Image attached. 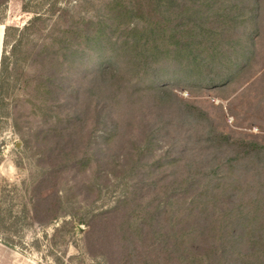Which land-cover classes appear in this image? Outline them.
<instances>
[{
    "label": "rangeland",
    "instance_id": "1",
    "mask_svg": "<svg viewBox=\"0 0 264 264\" xmlns=\"http://www.w3.org/2000/svg\"><path fill=\"white\" fill-rule=\"evenodd\" d=\"M107 2L0 0L4 28L20 30L38 18L20 41L19 30L11 29L0 43V62L8 67L0 74V240L21 253L23 264H207L205 254L193 252V234L201 227L193 232L188 183L193 174L204 177L201 159L211 149L196 136L212 125L232 138L264 145V0L252 53L242 64L246 27L239 9H233L229 16L237 15L235 24L216 22L220 18L212 15L208 28L220 34L217 40L224 37L213 44L215 51H228L222 67L216 58L178 80L174 68L134 75L126 66L110 87L111 93L119 90L108 97L91 91L98 64L93 52L90 59L67 62L64 54L82 49L79 40L58 42L67 23L99 16ZM201 4H188L193 21ZM193 36L201 41L196 29ZM53 50L57 56L43 63L40 54ZM49 72L53 78L42 87L41 73ZM207 77L214 81L206 84ZM188 105L207 117L189 114ZM148 135L147 154L138 159ZM235 155L221 148L215 160L232 178L240 180L241 173L251 181L264 173V160L248 164L247 171L233 167L229 159ZM173 190L175 204L168 208L186 221L175 220L173 211V219L161 214L150 221L148 211ZM236 191L255 194L254 188ZM129 196L132 202L123 204ZM203 218L210 222V236L202 239L219 241L224 222ZM169 228L180 229L174 235Z\"/></svg>",
    "mask_w": 264,
    "mask_h": 264
},
{
    "label": "trees",
    "instance_id": "2",
    "mask_svg": "<svg viewBox=\"0 0 264 264\" xmlns=\"http://www.w3.org/2000/svg\"><path fill=\"white\" fill-rule=\"evenodd\" d=\"M191 1L108 0L102 5L99 16L81 18L79 21L71 20L67 23L66 29L58 37L60 39L58 42L63 44L61 39H64L69 44H74L79 40L82 49L79 54L77 51L65 52L67 62H72L71 60L78 56L88 58L89 53L93 52L91 57H96L98 64L95 78L91 81V91L94 90L99 95L108 97L116 95L115 91L119 90L113 89V94L110 87L112 88L113 83L118 82L120 70L126 66L127 68L132 67L131 71L134 75L149 69L152 71L154 69L155 73H158L161 70L174 68L173 75H171L178 80L184 78L186 73L193 69L208 67L209 61H214L216 58L219 68L222 67L229 60L228 51L225 48H219L218 51L213 50L215 48L213 44L220 42L224 37L217 40L216 35L220 34H217L215 29L212 31L208 29L209 24L212 23L210 19L214 15L220 18L216 22L229 20L235 24L237 15H229L231 10L239 9L243 17L241 23L246 27V41L242 50L243 60L240 64L245 62L252 53V35L257 31L261 0H237V3L235 0H202L203 7L198 9L200 15L194 21L193 6L191 8L188 5ZM209 7L214 8V11H211ZM36 19L38 20L35 18L33 22L31 21L29 25H25L20 30L6 26L3 37H6L9 30L18 29V40L20 41L22 31L31 28ZM193 29L200 33L201 41L193 36ZM217 30L221 31L219 28ZM193 39L197 42L193 43ZM193 46L196 49L193 50ZM208 48L211 49L205 51ZM53 51L40 54L44 58L43 63L50 62L52 55L57 56L56 50ZM7 71V64L4 65V60L1 59L0 74ZM40 77L44 79L41 83L42 87L46 81H51L53 78L50 72L48 75L41 73ZM220 79H223V75ZM203 80L208 84L213 82L214 78L207 77ZM45 85L47 86L46 83ZM187 109L189 114L193 111L206 116L194 105H188ZM111 135L112 132L109 134V140ZM196 137V142L202 139L211 152L206 155L208 158L201 159L203 163L199 169L204 168V177L193 174V179L188 183L193 189V194L189 196L193 203V232L195 226L201 227L199 235L193 234V252L205 254L207 264H264V180L262 179L264 173L262 170L259 171L257 177L251 181L240 173L239 180L232 178L226 173L227 167L215 161L218 150L224 148L228 152L236 153L234 158L229 159L231 165L238 167L241 171H247L250 170L248 164H254L256 160H264V145L254 140L232 138L212 125H209L203 136ZM150 140L149 135L144 137L138 159L146 156ZM74 142L77 143V141ZM246 157L248 158L245 159ZM195 161L193 159V162ZM243 187L254 188L255 194L253 192V195L248 197L245 193L237 194L236 189L240 190ZM165 195L162 197V204L148 211L150 221L154 215L159 218L161 214L163 216L160 218L167 220V217H171L173 219L171 211L175 214V210L168 207L175 204L173 197L177 195L176 190ZM181 199L184 204L185 199ZM132 200L129 196L123 204L131 203ZM216 207H219L221 211L218 212ZM175 215V220L182 221L181 223L186 221L179 217L178 212ZM203 216L215 217L212 220L224 222L219 241L202 239L204 235L210 236L208 232L210 222ZM154 229L155 227H151L148 234L152 235ZM179 229L176 231L179 232ZM170 230L174 235L176 234L175 229L169 228L167 231ZM156 231L159 235L162 233L159 227Z\"/></svg>",
    "mask_w": 264,
    "mask_h": 264
},
{
    "label": "crops",
    "instance_id": "3",
    "mask_svg": "<svg viewBox=\"0 0 264 264\" xmlns=\"http://www.w3.org/2000/svg\"><path fill=\"white\" fill-rule=\"evenodd\" d=\"M21 253L7 246L0 240V264H23ZM37 264V262H33Z\"/></svg>",
    "mask_w": 264,
    "mask_h": 264
},
{
    "label": "bare ground",
    "instance_id": "4",
    "mask_svg": "<svg viewBox=\"0 0 264 264\" xmlns=\"http://www.w3.org/2000/svg\"><path fill=\"white\" fill-rule=\"evenodd\" d=\"M3 30H4L3 24H0V43H1V40H2V37H3Z\"/></svg>",
    "mask_w": 264,
    "mask_h": 264
},
{
    "label": "water",
    "instance_id": "5",
    "mask_svg": "<svg viewBox=\"0 0 264 264\" xmlns=\"http://www.w3.org/2000/svg\"><path fill=\"white\" fill-rule=\"evenodd\" d=\"M4 26V25H3Z\"/></svg>",
    "mask_w": 264,
    "mask_h": 264
}]
</instances>
